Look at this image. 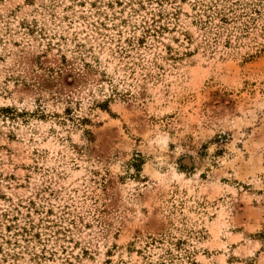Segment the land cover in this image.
Segmentation results:
<instances>
[{
  "label": "rangeland",
  "instance_id": "rangeland-1",
  "mask_svg": "<svg viewBox=\"0 0 264 264\" xmlns=\"http://www.w3.org/2000/svg\"><path fill=\"white\" fill-rule=\"evenodd\" d=\"M195 1L0 0V264H264V13Z\"/></svg>",
  "mask_w": 264,
  "mask_h": 264
},
{
  "label": "trees",
  "instance_id": "trees-1",
  "mask_svg": "<svg viewBox=\"0 0 264 264\" xmlns=\"http://www.w3.org/2000/svg\"><path fill=\"white\" fill-rule=\"evenodd\" d=\"M261 2L262 0H197L194 3V7L197 8L196 16L201 25H211L214 23V20L218 21L217 26L239 22L240 26L237 29L245 33L250 28V25H253L263 15L264 7L260 6ZM157 4L161 6L159 2ZM151 14L154 17H158L157 20L155 18L152 19L154 23H157L163 17L161 7L158 9L157 14ZM144 24L146 26L145 28L143 27L142 35L137 39V43H141L143 38L150 33L149 27L151 24L146 22ZM127 42L129 44L132 43V39L127 40ZM14 235L24 238L25 241L27 237L33 238L26 227L19 228L18 232Z\"/></svg>",
  "mask_w": 264,
  "mask_h": 264
}]
</instances>
